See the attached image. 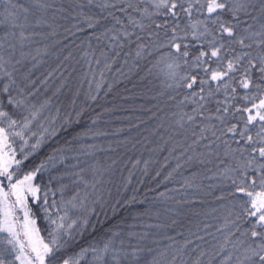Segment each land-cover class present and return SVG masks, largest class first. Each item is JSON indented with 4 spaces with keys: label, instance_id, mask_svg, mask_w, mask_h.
<instances>
[{
    "label": "snow or ice",
    "instance_id": "obj_1",
    "mask_svg": "<svg viewBox=\"0 0 264 264\" xmlns=\"http://www.w3.org/2000/svg\"><path fill=\"white\" fill-rule=\"evenodd\" d=\"M77 32L87 34L79 58L60 39ZM74 59L85 67L65 106ZM114 68L154 76L171 105L153 135L163 130L160 151L176 164L152 197L130 186L153 161L106 155L116 148L97 142L110 135L102 114L82 123L84 83L87 105ZM198 193L217 207L196 211L207 203ZM0 205V264H264V0H0Z\"/></svg>",
    "mask_w": 264,
    "mask_h": 264
},
{
    "label": "trees",
    "instance_id": "obj_2",
    "mask_svg": "<svg viewBox=\"0 0 264 264\" xmlns=\"http://www.w3.org/2000/svg\"><path fill=\"white\" fill-rule=\"evenodd\" d=\"M63 40L64 44L67 46L65 53L68 51L73 52L76 58H79L81 54V48L87 47V34L84 32H77L75 35L68 34L67 38L64 36L60 37ZM83 42V44H82ZM93 43H95L93 41ZM73 67L76 68V72L69 78V85L64 90V93L59 97V101L67 106L70 103L72 95L75 91V88L79 86V81L82 79V71L85 67L84 62L81 61V64L77 65L75 59L69 62ZM71 71V69H69ZM124 71H127L124 69ZM67 75V73H66ZM146 72H140L139 75L130 74L129 78L119 77L115 73V68L113 72L105 74V80L100 82L99 77L97 76V81H94L92 84L93 89L96 88L97 82L102 83V87L99 90V95L96 101H88L85 105V92L88 90V84L84 83L83 88L81 89V95L76 98L77 106H86L85 115L82 117V123H89L91 118H96L97 114H102L99 117L98 127L106 130L110 133L109 136L101 138L98 143H102L105 146L111 144L116 148V153H107L106 155H114L119 157L123 161H129L133 159H151L153 164L150 166L149 175L145 176L141 173L139 168L135 171L133 177V182L130 188H139L141 193V198L143 194H147L149 197H152L156 192H163L165 190V184L163 181L164 175L168 171H171L175 167L176 160L169 156L167 151H160V148L165 147L163 140L161 139L162 135L166 134L161 130L155 135L153 133L156 131L159 124L165 121V112H161L160 109L170 108V102L167 99V95H161V92H164V85L161 84L159 80H156L155 77H147L145 79ZM119 82H116V81ZM108 84H112V91H108ZM167 147H171L168 145ZM156 149V151H152ZM45 151H50L45 149ZM165 157H168V167L161 168V165L165 163ZM17 160L22 159L21 153H17ZM43 158V154H38L36 157H30L28 161L22 166V174L20 179L23 178V174L31 171L33 165H38L40 160ZM15 165L11 167L9 171L15 169ZM131 165L129 164V168ZM143 165H140L142 168ZM187 171L184 172L185 175H188L190 172L196 171L195 168L185 166ZM122 169V174L124 177L128 175V171ZM161 171L162 175L160 177H155V171ZM183 171V170H182ZM44 178L46 181L47 173H44ZM180 177H176L179 179ZM16 177L13 178L15 182ZM115 179L119 181L121 179V173L117 172ZM142 181V183H138ZM159 181V183H157ZM35 184L41 183L39 175L37 180L34 181ZM205 184L215 183L213 181H204ZM178 185L173 183L167 184L168 188H173ZM149 189H155V192L149 191ZM214 195L219 194V189H214ZM43 192V184L41 183V195ZM129 195L131 192L128 193ZM40 195V193H39ZM197 195L205 196L204 193H198ZM213 196H205L207 201L203 206L197 205L195 210L201 212H211L214 207H217L219 202L214 200ZM14 200V197L11 198ZM52 199H59V193L55 197L49 194V201ZM40 202L37 201L36 204H33V200H29V206L32 207L35 215L33 216L37 228L40 230L41 237H44L47 240V232L49 229L48 221L44 218V212L39 210ZM50 211H54L50 209ZM16 215L20 217L19 210L17 208ZM211 222V217H207ZM21 222V218H20ZM19 228V225H17ZM1 235V234H0ZM91 238L85 236L81 240V244L86 245ZM75 251H78V248L71 249L67 253L63 254V258H67L74 254ZM16 264H18L16 262Z\"/></svg>",
    "mask_w": 264,
    "mask_h": 264
},
{
    "label": "rangeland",
    "instance_id": "obj_3",
    "mask_svg": "<svg viewBox=\"0 0 264 264\" xmlns=\"http://www.w3.org/2000/svg\"><path fill=\"white\" fill-rule=\"evenodd\" d=\"M12 148H15L17 151H16V155H17V153H20L19 152V144L17 143V144H13L12 145ZM5 152H7V150L5 149L4 150ZM15 164H13L12 166H14ZM11 169V168H10ZM9 169V170H10ZM22 179V178H21ZM33 183H34V181H33ZM35 184V183H34ZM38 195H39V193H38ZM40 195H41V193H40ZM15 199V198H14ZM30 199H32L33 200V198L31 197V196H28V203H29V200ZM0 207H2V205H0ZM18 208V210H19V215H20V218H21V223L23 222V212L19 209V206L17 207ZM3 218V216H2V213H0V219H2ZM32 219H34L33 218V216L31 217ZM35 227L37 228V226H36V223H35ZM1 235H4V234H2V233H0ZM39 235H40V233H39ZM41 236V235H40ZM17 263L19 264V262L17 261Z\"/></svg>",
    "mask_w": 264,
    "mask_h": 264
}]
</instances>
